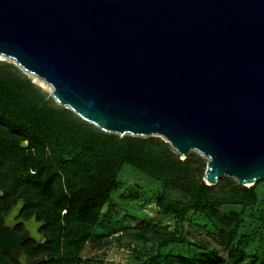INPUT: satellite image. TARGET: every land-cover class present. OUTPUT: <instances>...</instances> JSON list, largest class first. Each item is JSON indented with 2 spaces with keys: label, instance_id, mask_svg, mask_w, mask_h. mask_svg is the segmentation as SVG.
I'll return each instance as SVG.
<instances>
[{
  "label": "water",
  "instance_id": "obj_1",
  "mask_svg": "<svg viewBox=\"0 0 264 264\" xmlns=\"http://www.w3.org/2000/svg\"><path fill=\"white\" fill-rule=\"evenodd\" d=\"M0 54L106 132L199 152L209 185L264 179V0H0Z\"/></svg>",
  "mask_w": 264,
  "mask_h": 264
},
{
  "label": "trees",
  "instance_id": "obj_2",
  "mask_svg": "<svg viewBox=\"0 0 264 264\" xmlns=\"http://www.w3.org/2000/svg\"><path fill=\"white\" fill-rule=\"evenodd\" d=\"M206 163L194 150L182 158L160 136L106 132L59 104L19 66L0 60V190L8 203L22 198L27 213L45 222L47 245L41 252L48 259L41 264L82 262L88 244L98 249L110 244L96 226L126 164L163 182L158 199L163 211L180 222L190 212H204L217 226L222 244L236 251L232 239L240 213H226L219 206L256 205L259 182L245 186L223 176L209 185L203 178ZM129 234L156 244L158 252L149 264L218 263L212 255L193 259L163 254L160 250L178 242L180 235L159 224L132 227ZM2 236L0 252L6 250Z\"/></svg>",
  "mask_w": 264,
  "mask_h": 264
},
{
  "label": "rangeland",
  "instance_id": "obj_3",
  "mask_svg": "<svg viewBox=\"0 0 264 264\" xmlns=\"http://www.w3.org/2000/svg\"><path fill=\"white\" fill-rule=\"evenodd\" d=\"M0 60L19 66L14 59L5 55L0 54ZM25 73L51 94L48 83ZM23 144L27 145V142ZM164 190L161 180L130 164L124 165L112 197L105 205L96 226L97 230L108 237L110 244L103 249L88 244L84 250L83 261L75 264H149L150 258L158 252L156 244L140 241L129 234L132 227L147 224H159L180 235L178 242L160 250L163 254L193 259H207V256L212 255L218 259V263L212 264L264 263V179L257 185L256 205L243 208L239 204L226 203L219 206L223 212L240 213L241 221L232 239L236 251H231V248L222 244L217 226L204 212H190L187 220L180 222L173 214L163 211L158 199Z\"/></svg>",
  "mask_w": 264,
  "mask_h": 264
},
{
  "label": "flooded vegetation",
  "instance_id": "obj_4",
  "mask_svg": "<svg viewBox=\"0 0 264 264\" xmlns=\"http://www.w3.org/2000/svg\"><path fill=\"white\" fill-rule=\"evenodd\" d=\"M5 191L0 190V237L5 236L3 244L6 250L0 252V264H36L47 261V253H42V246L47 243L44 233L45 222L36 213L28 214L26 202L20 198L15 203H8Z\"/></svg>",
  "mask_w": 264,
  "mask_h": 264
},
{
  "label": "bare ground",
  "instance_id": "obj_5",
  "mask_svg": "<svg viewBox=\"0 0 264 264\" xmlns=\"http://www.w3.org/2000/svg\"><path fill=\"white\" fill-rule=\"evenodd\" d=\"M33 76H35L36 77V79H39V80H42V79H40V78H38L36 75H33ZM35 79V80H36ZM42 81H44V80H42ZM41 82V81H40ZM45 82V81H44ZM46 83V82H45Z\"/></svg>",
  "mask_w": 264,
  "mask_h": 264
}]
</instances>
